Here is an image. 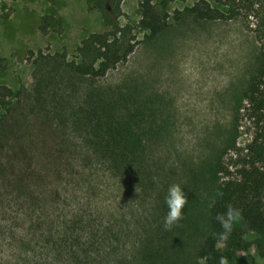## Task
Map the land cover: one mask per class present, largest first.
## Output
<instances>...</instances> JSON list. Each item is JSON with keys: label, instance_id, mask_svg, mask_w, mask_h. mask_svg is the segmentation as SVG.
<instances>
[{"label": "rangeland", "instance_id": "rangeland-1", "mask_svg": "<svg viewBox=\"0 0 264 264\" xmlns=\"http://www.w3.org/2000/svg\"><path fill=\"white\" fill-rule=\"evenodd\" d=\"M141 1L0 0V87L11 90L0 88V264H206L217 160L233 153L259 43L240 18H197L200 0H152L169 24L150 38ZM126 26L128 59L81 74ZM243 124L238 147L252 138ZM122 128L129 148L113 153L109 132ZM172 183L188 203L165 231ZM256 237L246 230L237 253L217 247L227 264H264Z\"/></svg>", "mask_w": 264, "mask_h": 264}, {"label": "trees", "instance_id": "trees-1", "mask_svg": "<svg viewBox=\"0 0 264 264\" xmlns=\"http://www.w3.org/2000/svg\"><path fill=\"white\" fill-rule=\"evenodd\" d=\"M225 9L212 7L206 0L193 4L189 11L202 20H231L240 18L246 29L255 34L259 43L260 70L251 79L240 99L236 100L233 114L232 137L230 138L229 160L222 153L217 160V172L222 180L218 186V197L210 209V233L203 241L198 252L199 258L206 264H219L222 257L217 244L223 242L225 250L237 253L245 250L246 230L257 234L255 244L258 255L264 256V0H215ZM140 26L147 29L150 38H155L168 27V14H160L152 0L140 2ZM128 27L119 30V35L111 40L101 39L97 45V65L82 64L78 67L81 74L103 76L119 63L128 59L135 45L124 41L129 33ZM126 43V46H124ZM3 91L11 92L6 87ZM0 91V97L4 92ZM100 120V119H99ZM98 120V121H99ZM250 123L251 140L244 147L237 146V138L243 133V121ZM101 121V120H100ZM131 137L130 133H128ZM107 146L111 152L122 154L129 147L124 144V128L109 132ZM134 140V137H131ZM130 138V140H131ZM131 140V141H132ZM135 141V140H134ZM134 144V142H133ZM115 150V152H114ZM131 150V148H130ZM110 152V153H111ZM233 168V169H232ZM231 204L240 210V218L233 225V231L226 241L220 240L221 231L215 220L217 213H223L226 205Z\"/></svg>", "mask_w": 264, "mask_h": 264}, {"label": "clouds", "instance_id": "clouds-1", "mask_svg": "<svg viewBox=\"0 0 264 264\" xmlns=\"http://www.w3.org/2000/svg\"><path fill=\"white\" fill-rule=\"evenodd\" d=\"M164 203L167 207V213L163 217L164 230H170L173 225L178 224L183 219L182 209L188 203L185 193L179 184H169L164 195ZM240 210L231 204L226 205L223 213H217L216 222L219 224L221 231L218 233L219 239L226 241L233 231V225L240 218ZM219 264H227L225 258L221 257Z\"/></svg>", "mask_w": 264, "mask_h": 264}]
</instances>
